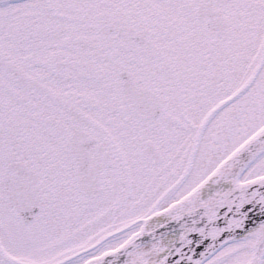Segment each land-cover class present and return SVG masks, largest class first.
<instances>
[{"label":"snow or ice","instance_id":"snow-or-ice-1","mask_svg":"<svg viewBox=\"0 0 264 264\" xmlns=\"http://www.w3.org/2000/svg\"><path fill=\"white\" fill-rule=\"evenodd\" d=\"M0 264H264V0H0Z\"/></svg>","mask_w":264,"mask_h":264}]
</instances>
